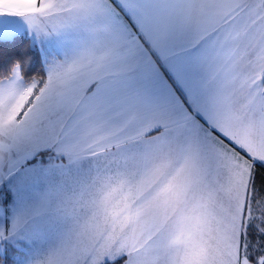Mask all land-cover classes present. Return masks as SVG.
<instances>
[{"label": "snow or ice", "instance_id": "6c2138e0", "mask_svg": "<svg viewBox=\"0 0 264 264\" xmlns=\"http://www.w3.org/2000/svg\"><path fill=\"white\" fill-rule=\"evenodd\" d=\"M0 264H264V0H0Z\"/></svg>", "mask_w": 264, "mask_h": 264}]
</instances>
